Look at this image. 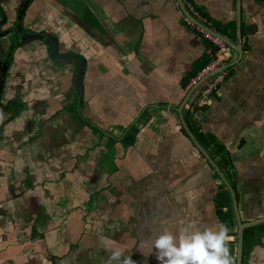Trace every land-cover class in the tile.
<instances>
[{"label": "crops", "instance_id": "0c3cea01", "mask_svg": "<svg viewBox=\"0 0 264 264\" xmlns=\"http://www.w3.org/2000/svg\"><path fill=\"white\" fill-rule=\"evenodd\" d=\"M21 1L0 0L2 58ZM184 1H31L24 28L48 33L56 59L29 40L3 85L0 264H108L117 249L159 264L142 240L215 221L236 256L222 182L180 122L213 55L183 22ZM190 1L241 55L200 122L188 105L185 122L230 181L241 220L264 217V0ZM262 226L242 264H264Z\"/></svg>", "mask_w": 264, "mask_h": 264}, {"label": "clouds", "instance_id": "9594fccd", "mask_svg": "<svg viewBox=\"0 0 264 264\" xmlns=\"http://www.w3.org/2000/svg\"><path fill=\"white\" fill-rule=\"evenodd\" d=\"M229 232L225 223L215 221L201 227L188 225L179 233L162 229L141 244L150 242L149 255L154 254L159 264H235ZM122 256L121 250H114L108 264H136L131 256Z\"/></svg>", "mask_w": 264, "mask_h": 264}, {"label": "water", "instance_id": "95a60500", "mask_svg": "<svg viewBox=\"0 0 264 264\" xmlns=\"http://www.w3.org/2000/svg\"><path fill=\"white\" fill-rule=\"evenodd\" d=\"M31 0H24L23 3L21 4V6L18 9V18H17V25L15 27V29L13 30L14 32V40L12 41L11 47H10V51L7 54V57H5L4 59H2L0 57V96L2 93V89H3V85L5 82V78L7 75V70L9 68L10 62L12 61V52L13 50L17 47V45H19L21 42L20 40L23 38H33L36 37V35H33L32 33H25L24 31L22 32L23 28H22V17L25 13V10L27 9V7L30 5ZM185 13V10H184ZM22 32V34L20 35V33ZM211 32L218 38H220L221 40H223L231 49L232 51H234L236 53V57L241 55V47H240V42L238 45H233L228 39H226L225 37L221 36L220 34H218L217 32L211 30ZM27 36V37H26ZM238 37H239V41L241 38V33L238 32ZM237 62V60H232L229 61L228 63L220 66L219 68H217L215 71H213L212 73L208 74L207 76H205L204 78H202L200 81H198L196 84H194L188 91L187 97L185 98L184 102L182 103L181 107L178 109L179 115H180V122L185 130V132L187 133L188 137L190 138V140L192 141V143L196 146V148L200 151V153L203 155V157L207 160V162L209 163V165L213 168L214 172L217 174V176L219 177L220 181L222 182V184L224 185V187L227 189V191L229 192L230 198H231V203H232V209L234 212V218H235V222H236V227H237V242H236V256H235V264H242V257H243V239H244V230L247 228H252V227H256L258 225H263L264 224V217H260V218H256L253 219L251 221H247L244 222L241 220L240 218V214H239V209H238V204H237V199H236V195L235 192L233 190V187L230 183V181L228 180V178L226 177V175L224 174L223 170L215 163V161L209 156V154L200 146V144L198 143V141L196 140L195 136L192 134V132L190 131L189 127L187 126L184 116H183V108L185 105L190 106L193 94L198 90V88L203 84V82L208 78L211 77L217 73L223 72L225 70H227L228 68H230L232 65H234Z\"/></svg>", "mask_w": 264, "mask_h": 264}, {"label": "built area", "instance_id": "2783aa9c", "mask_svg": "<svg viewBox=\"0 0 264 264\" xmlns=\"http://www.w3.org/2000/svg\"><path fill=\"white\" fill-rule=\"evenodd\" d=\"M185 14L183 22L186 27L194 33L206 39L213 48V55L208 63L200 70L196 78L193 79V85L200 81L208 74L215 71L220 66L228 63L232 56V49L220 38L216 37L212 32V22L201 13L199 8L190 0L183 2ZM225 78V71L208 77L198 88L197 94L191 101L189 109L191 118L197 123L201 120V112L204 109L210 97L219 91L220 84ZM190 89V88H189Z\"/></svg>", "mask_w": 264, "mask_h": 264}, {"label": "flooded vegetation", "instance_id": "af4514ba", "mask_svg": "<svg viewBox=\"0 0 264 264\" xmlns=\"http://www.w3.org/2000/svg\"><path fill=\"white\" fill-rule=\"evenodd\" d=\"M23 1H24V0L21 1L19 7H20L21 4L23 3ZM31 1H32V0H31ZM30 4H31V3H30ZM29 6H30V5H29ZM29 6H28V7H29ZM19 7H18V9H19ZM28 7H27V9H28ZM18 9H17V12H16L15 23H14V25H13V27H12V33H13V34H14L13 30L15 29V27H16V25H17ZM27 9L25 10V13H24V15H23V17H22V28H23L22 32L24 31L25 33H32L33 35H36V37H33V38H29V37H27V36H26L27 38H23V37H22V39L20 40L21 43H20L19 45H17V47L13 50L11 56L14 55L15 50H16L20 45H22L23 43H25V42H27V41H29V40H32V39H39V40L45 41V36H46L47 38H48V37H51V36H50L48 33H46V32H33V31H30V30L24 28V25H23V24H24V18H25V15H26V11H27ZM22 32L20 33V35L22 34ZM14 37H15V36H13L12 41L14 40ZM48 39H49V38H48ZM12 41H11L9 47H8V50H7V52H6V56H5V57H7V54H8V52L10 51V47H11ZM45 43H46V41H45ZM52 43H53V40H50V43H46V44H48V45H47L48 53H49L50 57L53 58L54 56H53V54H52V51H53V49L55 50V48H52ZM49 47H51V49H50ZM5 57H4V58H5ZM1 58H2V57H1ZM4 58H2V59H4ZM53 59H56V58L54 57ZM12 63H13V57H12V61L10 62L9 68H8V70H7V74L9 73V70H10V67H11ZM6 77H7V75H6ZM5 79H6V78H5ZM2 91H3V89H2ZM1 95H2V93H1ZM0 100H1V96H0ZM0 102H1V101H0ZM0 106H1V103H0Z\"/></svg>", "mask_w": 264, "mask_h": 264}, {"label": "trees", "instance_id": "16d2710c", "mask_svg": "<svg viewBox=\"0 0 264 264\" xmlns=\"http://www.w3.org/2000/svg\"><path fill=\"white\" fill-rule=\"evenodd\" d=\"M206 64H207V63H205V64L202 66V68H203ZM202 68H201V69H202ZM201 69H200V70H201ZM197 74H198V73L196 72V73L193 74V76L196 77ZM196 94H197V92H195V93L193 94L192 99H194V97L196 96ZM188 114H189V111H188ZM195 135L198 137V134H197V133H195ZM222 188H223V193L227 196V199H228V200H227V204H228L229 212L224 213V212L222 211V209H221V210H220V211H221V212H220V216H221V218H222L223 220L225 219L226 216H229V217H230V220L235 224L234 214H233V210H232V208H231V203H230V199H229V193H228V191L225 189V187H224L223 184H222ZM260 227H263V226H262V225H258V226H256V227L247 228V229L244 230L243 248L245 247V244L247 243L250 234H251L255 229L260 228Z\"/></svg>", "mask_w": 264, "mask_h": 264}]
</instances>
